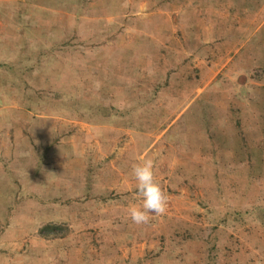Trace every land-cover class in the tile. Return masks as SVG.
<instances>
[{"label": "rangeland", "instance_id": "1", "mask_svg": "<svg viewBox=\"0 0 264 264\" xmlns=\"http://www.w3.org/2000/svg\"><path fill=\"white\" fill-rule=\"evenodd\" d=\"M0 264H264V0H0Z\"/></svg>", "mask_w": 264, "mask_h": 264}, {"label": "clouds", "instance_id": "2", "mask_svg": "<svg viewBox=\"0 0 264 264\" xmlns=\"http://www.w3.org/2000/svg\"><path fill=\"white\" fill-rule=\"evenodd\" d=\"M137 192L142 197L141 207L130 209V218L136 225L149 222L150 214L161 215L167 210V196L155 179L154 162L146 159L132 167Z\"/></svg>", "mask_w": 264, "mask_h": 264}]
</instances>
